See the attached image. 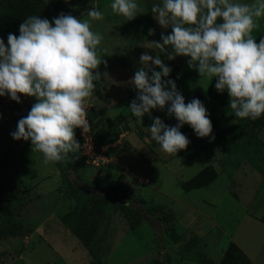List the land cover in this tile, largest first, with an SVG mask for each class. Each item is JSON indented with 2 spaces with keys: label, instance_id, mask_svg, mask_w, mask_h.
I'll list each match as a JSON object with an SVG mask.
<instances>
[{
  "label": "clouds",
  "instance_id": "clouds-1",
  "mask_svg": "<svg viewBox=\"0 0 264 264\" xmlns=\"http://www.w3.org/2000/svg\"><path fill=\"white\" fill-rule=\"evenodd\" d=\"M114 14L129 21L142 12L137 0H113ZM158 24L171 28L161 41L148 43L150 49L166 55L188 58L201 78L213 80L217 92L227 91L229 107L240 119L256 120L264 114V38L259 43L252 36L257 20L264 17V0L251 4L234 0H161L151 8ZM88 19L61 13L51 22L29 16L19 26V36L9 34L7 46L0 39V97L8 96L20 103V96L35 98L36 103L21 118L14 140L31 141V151L41 153L45 163L67 160L79 151L75 129L87 132L85 101L92 97L100 79L97 69L102 63L99 45L103 37L91 30V22L104 14L93 7ZM153 31H149L152 35ZM143 65L129 82L137 95L129 110L136 122L153 109L174 116L177 124L166 125L159 117L148 127L151 139L169 155L187 148L190 141L181 131L191 127L198 138L210 137L212 123L199 99L187 104L175 82L164 80L171 69L160 55L141 54ZM149 63L159 71L149 69ZM151 71V76H149ZM214 139V137H212Z\"/></svg>",
  "mask_w": 264,
  "mask_h": 264
},
{
  "label": "rangeland",
  "instance_id": "rangeland-1",
  "mask_svg": "<svg viewBox=\"0 0 264 264\" xmlns=\"http://www.w3.org/2000/svg\"><path fill=\"white\" fill-rule=\"evenodd\" d=\"M93 1L94 0H86L85 4L86 2ZM95 1L96 8L101 10L104 14L103 19L91 22V30L99 33L103 37L101 44L99 45V48L101 49L100 55L102 56V63L97 69L100 74V79L94 81L95 89L92 97L85 101V108L90 110L91 130L95 134L98 143V137L101 130L108 123L119 120L117 128L112 132V136L115 138L114 141L118 138L119 139L116 143L120 141V137L118 136V133L120 132H129V134L123 139V143L120 141L121 144L116 145V147H133L135 144L140 145V138L142 139L143 137H146V139L148 138L149 146L160 147L159 144L151 139V134L147 129L152 124V118L159 117L168 126H175L177 124L174 116L170 117L167 115V108L170 105H166L163 110L153 109L151 110L150 115L145 114L142 117V124L136 122V118L131 115L130 110L128 109L131 101L135 99L137 95L136 90L129 82L133 78L135 71L143 66L139 60L143 53H147L153 58L160 55V58L165 65L171 69L169 76L163 79L175 82L176 89L182 94L186 104L194 98L199 99L202 102L207 110L208 117L211 120L212 130L213 127L223 128L242 125L245 120L249 123L255 121L252 119L236 118L233 110L224 116H220L219 107L213 102L214 98L220 93L215 89V78H213L212 81L205 78H201L200 80V76L196 69H190L188 67L187 57L177 56L174 60H168L165 54L158 53V50L147 48L149 42H160L162 34H171V28L161 27L151 13L152 6L161 3V0H137L143 11L138 12L137 16L130 21L127 18L112 12L110 5L113 0ZM234 2L251 4L254 0H234ZM64 5L67 7L66 4ZM78 11L77 19H88V17L84 16L90 11L89 8L79 7ZM80 14L83 15L80 17ZM150 30L153 31L152 35H149ZM252 36L256 38L257 43H259L260 39L264 38V17L257 20V27L253 30ZM149 69H154L155 71L160 70L159 68H154L151 63H149ZM149 76H151V71H149ZM224 92L227 93V91ZM34 103H36V100L32 97L20 96V103L12 101L8 96L0 97V122L2 123L4 121L17 125L18 121L22 118V112H25L27 116ZM180 131L187 136L190 143L185 150L180 151L179 153L185 156H193L199 148L214 147L213 156L214 158L215 156H218V160L214 163L217 164V166L219 165L218 167L221 169H223L221 166L227 164L230 167V175L235 176L230 191H223L220 189V197L222 199L220 205L221 207L224 206L225 211L219 216H217V212L215 214L214 220L216 225L212 234L217 236L218 242L216 246L209 249V255L215 260V256L220 254L221 250L230 241V236H233L235 240L240 239L241 247L242 243H244L246 247L253 251L257 260L264 264V225L254 221L262 211V208L260 207L262 204L261 202H257V199L259 197H264V174L257 172L252 167L251 163L240 153L223 151L222 147H229V145L221 143V139L215 136L214 133H211L210 137L207 138H198L188 125H183L180 128ZM255 135L256 138L264 144V125L256 131ZM212 137H214V139H212ZM75 139L77 140L76 133ZM16 145L17 147H22L20 149V154H28V159L25 160V162H36L39 159H43L42 162H44V157L41 153L31 151L32 145L30 140H14V144L10 142L8 143V146L10 147H15ZM108 154L110 156V151H108ZM155 155L159 156L162 160H168L169 157H171L163 151H157ZM72 156H76L77 160L73 159ZM148 156L151 155L148 154ZM4 158L10 163L12 156L7 155L4 156ZM68 159L73 160L74 165L80 163L82 159L80 149L75 153H70L66 161H68ZM175 161L176 160H173L172 163H175ZM217 162H220V164ZM212 163V155L208 151H205L200 153L197 157H194L188 167L181 168L178 172L183 178H186L200 170L202 167ZM17 168V166L15 167L13 165L12 167L11 165L7 170L8 174H6V176L11 174L12 169L17 174ZM120 174L125 177L130 174V171L127 168H122ZM222 174L223 172H219V175ZM248 174L250 175L247 178L238 180L239 176L246 177ZM14 175L15 174L12 173V177ZM2 176H5V174L2 173ZM59 177L60 186L58 187L57 192L63 197L71 200L72 198L68 193V186L65 178L62 177L61 173H59ZM69 179L73 180L75 179V176L71 174L69 175ZM220 183V180H218L216 186ZM171 186L172 185L167 183V192L171 193L175 191ZM3 191L4 190L1 188L0 184V198L8 203L9 209L14 215H6L0 212V232L2 233V231H6V226L9 225L12 231H16V225H19L21 234L0 239V264H25L24 260H22V254L26 249L24 236L30 234V224L16 211V207H14L15 202L13 203L11 200H6V195ZM253 193L257 194L255 200L254 202L253 200L249 202L247 198L253 195ZM128 197L131 201L140 198L137 195ZM233 198L236 202L233 201ZM143 207L148 208L149 206L146 203ZM105 209H108L107 213L104 212ZM138 209L140 210L143 219L142 223L147 225L151 236L157 239L161 235L158 226L154 225L152 221L148 219L147 215L140 207H138ZM121 216L122 213L118 208L117 203L109 201L104 204L96 236H104L103 245L106 249L101 251L99 248L100 253H98L100 261L98 262L93 259L94 262L91 264H104L114 239L115 218ZM246 225H249L247 229ZM24 229L28 230L24 231ZM222 229L225 232H222ZM245 229L246 231L243 234ZM155 234H158V236ZM164 234H166V232L162 231V235ZM55 236H53V241H49V243L61 255V260L55 262L54 258L44 252L43 247L37 248L36 246H33L29 251L31 252L32 257L37 259L36 262L38 264H86L90 254L80 243L74 242V240H71L72 242H70L69 240L64 239L63 236L60 238V235ZM116 245V248L113 249L114 254L117 253L116 258H121L126 262V260H129L132 257L135 258L136 256H139L142 259V257L147 256L146 247L151 244L147 243V237L144 231L138 228L135 231L125 233L122 241L118 242ZM210 250L215 251L214 255H211ZM141 259H139L138 264H143ZM161 259L164 262L165 257H161Z\"/></svg>",
  "mask_w": 264,
  "mask_h": 264
},
{
  "label": "crops",
  "instance_id": "crops-1",
  "mask_svg": "<svg viewBox=\"0 0 264 264\" xmlns=\"http://www.w3.org/2000/svg\"><path fill=\"white\" fill-rule=\"evenodd\" d=\"M61 1L76 12H79V7H86L90 10L93 7L96 8L95 0L86 2V4V0ZM86 14L84 17H87ZM16 127L17 125L8 122H0V184L4 190L3 193L6 195V200L15 202L16 211L30 224L31 232L28 236H24L26 249L22 254V260L25 264H38L37 259H34L29 251L33 246H36L37 248L43 247L44 252L48 253L57 262L61 260V255L49 243V241H53V236L60 235V238L63 236L64 239L70 242H72L71 240L78 242L59 221V217L69 211L74 202L57 192L60 186V177L55 163H44L42 162L43 159L36 162H25L28 159V154H20L22 147H17V145L15 147L8 146L9 142L14 144L11 133L16 130ZM128 134L129 132L118 133L120 141L122 142ZM149 145L148 138L143 137L140 138V145L112 148L110 150L111 163L106 168L93 170L79 163L76 174L84 184L90 186L95 180L101 179L107 174L108 183L110 185L125 186L128 196L137 195L145 202L151 201L164 207L173 216V233L178 239L173 241L168 234L160 235L155 239L151 236L147 225L142 222L134 230H129L125 219L122 216L116 217L113 243L104 264H138L141 257H132L125 262L121 258H116L117 253L114 254L113 250L116 248V244L122 241L125 233L135 231L138 228L144 231L147 243L151 244L146 247L147 256L141 259L143 264H152L153 260L160 264H198L197 255H202L211 264H220L223 253L229 244H233L251 264H262L257 260L253 251L246 247L244 243L241 247L240 239L235 240L233 236H230V241L221 250L220 254L215 256V260L209 255V249L216 246L218 242L217 236L212 234L216 225L215 214L217 212V216H219L225 211L224 206L221 207L220 205L222 201L220 189L230 191L233 179H235L234 175H230V167L227 164L221 166L223 168L221 169L218 167L219 165L217 166L214 163L218 160V156H215V158L213 156L214 147L201 148L193 156H185L178 152L176 156L170 155L171 157L168 160H162L155 155L157 151H162L160 147ZM205 151L212 155L213 163L183 178L178 170L188 167L194 157ZM148 154L151 156H148ZM7 155L12 156L10 163L4 158ZM72 158L77 160L76 156H72ZM173 160H176L175 163H172ZM217 163L220 164V162ZM11 165L12 167L13 165L18 167L17 174L12 169L11 174L6 176ZM205 167L212 169L215 173L214 177L203 186L183 191L180 184L189 181ZM122 168L129 169L130 174L125 177L121 176ZM219 172H223V174L219 175ZM2 173L5 176H2ZM12 173L15 174L13 177ZM249 175L246 177L239 176L238 180L247 178ZM218 180L221 183L216 186ZM167 183L172 185L171 187L175 191L167 192ZM256 195L253 193L247 200L249 202L253 200L254 202ZM233 201L236 202L234 198ZM257 202H261L262 211L256 217L257 219H253H255V222L263 224L258 218L264 211V197H259ZM104 212L107 213L108 209H105ZM248 227L249 225H246V229ZM222 232L225 231L222 229ZM99 238L103 239L104 236L101 235ZM181 249L183 250L181 251ZM210 252L211 255H214L215 251L210 250ZM161 257H165L164 262ZM93 262V258L89 255L86 264Z\"/></svg>",
  "mask_w": 264,
  "mask_h": 264
},
{
  "label": "trees",
  "instance_id": "trees-1",
  "mask_svg": "<svg viewBox=\"0 0 264 264\" xmlns=\"http://www.w3.org/2000/svg\"><path fill=\"white\" fill-rule=\"evenodd\" d=\"M61 13L65 15H72L74 17H77L78 15L75 10L66 7L60 0H0V39H3L5 46H7L8 35L11 33L18 37L20 24L29 16H40L41 19H48L51 22ZM228 101L229 97L226 92H220L219 95L214 98L213 102L219 107L220 116H224L231 112L232 109L229 107ZM88 121L90 124V112L88 114ZM118 124L119 120L108 123L99 133V143L96 141L95 134L91 130L95 146L101 147L107 143L114 142L115 138H113L112 132L117 128ZM262 125H264V114H262L261 117L255 121H251V123L245 120L242 125H235L234 127H213L212 133L221 139V143L229 145V147H222L223 151L240 153L251 163L252 167L257 172L264 174V144L261 143L255 135L256 131ZM75 133L78 140L76 130ZM200 150L201 148H199L195 154H197ZM80 164H84L83 159H81ZM78 165L79 163L74 165V161L71 159L55 163L58 172L61 173L62 177L66 180L68 193L72 198L71 200L74 202L72 208L59 217V221L86 249L90 256L99 262V248L102 251L105 250L106 247L102 243L104 239H101L96 235L101 221L100 219L103 212V206L107 202L113 200L95 197L80 192L77 187L84 183L76 174V168ZM105 167H102L101 169ZM71 174L75 176V179H69V175ZM214 175L215 173L210 167H205L189 181L180 184V187L183 191H187L203 186L207 184L214 177ZM91 186L100 189L115 199L113 202L118 204V208L127 222L129 230H134L138 224L143 221L140 210L138 209V207H140L147 215L148 219L151 220L154 225L158 226V229L161 231V235L163 231L168 234L171 240L176 241L178 239V237L173 233V216L170 211L166 210L164 207L151 202H145L139 197L138 200L131 201L127 195V188L123 185H110L108 183L107 174H105L101 179L95 180ZM146 203L149 206L148 208L143 207ZM0 212L6 215H14L9 209L8 203L2 198H0ZM258 220L264 224V211ZM9 226H6V231H2V233L0 232V239L21 234L19 225H16V231H12ZM26 230L28 229H24V231ZM155 235L158 236V234ZM185 247L186 245L184 248ZM183 249H181V251ZM197 263L211 264L202 255H197ZM152 264L160 263L153 260ZM220 264L251 263L233 244H229L223 253Z\"/></svg>",
  "mask_w": 264,
  "mask_h": 264
},
{
  "label": "built area",
  "instance_id": "built-area-1",
  "mask_svg": "<svg viewBox=\"0 0 264 264\" xmlns=\"http://www.w3.org/2000/svg\"><path fill=\"white\" fill-rule=\"evenodd\" d=\"M85 109L87 112V121H88V114L90 110L88 108ZM75 130L77 132L78 141L81 146L80 154L82 156L83 163L86 166H89L95 170H99L102 167L110 165L111 157L109 156L108 151H110L112 148H115L116 145L120 144V141L116 143L119 138L112 143H107L101 147H96L93 139V133L91 131V127L87 132H84L80 128H77Z\"/></svg>",
  "mask_w": 264,
  "mask_h": 264
},
{
  "label": "water",
  "instance_id": "water-1",
  "mask_svg": "<svg viewBox=\"0 0 264 264\" xmlns=\"http://www.w3.org/2000/svg\"><path fill=\"white\" fill-rule=\"evenodd\" d=\"M22 118L26 117V113L22 112ZM77 189L87 195H92L95 197H101V198H107L110 200L115 201V199L112 196H109L108 194L104 193L103 191H101L100 189H97L93 186L87 185V184H82L81 186H78Z\"/></svg>",
  "mask_w": 264,
  "mask_h": 264
}]
</instances>
